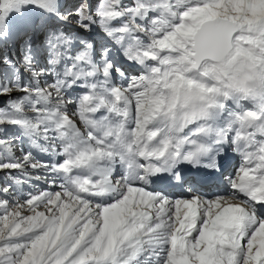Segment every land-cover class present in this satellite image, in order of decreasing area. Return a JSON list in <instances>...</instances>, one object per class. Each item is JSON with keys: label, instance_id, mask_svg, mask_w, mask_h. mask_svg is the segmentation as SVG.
Here are the masks:
<instances>
[{"label": "bare ground", "instance_id": "6f19581e", "mask_svg": "<svg viewBox=\"0 0 264 264\" xmlns=\"http://www.w3.org/2000/svg\"><path fill=\"white\" fill-rule=\"evenodd\" d=\"M7 1L8 9L0 14V44L4 37L18 30L14 21H23L33 14L32 5L24 0ZM46 1L50 6L49 0ZM262 6L264 8V0ZM67 11L73 13L71 9ZM68 17L71 18L70 15ZM91 19L90 22L98 24L96 19ZM247 24L248 30L234 37L236 49L247 56V61L226 79L210 62H204L198 71L189 70L175 48L166 49L157 57L142 52L138 41L132 37L133 32L115 39L119 57L137 62L133 70L126 64H121L118 70L132 71V75L137 72L145 74L148 87L152 90L151 101L144 105L139 119L134 95L130 92L133 88L123 87L119 80L112 85L107 75L112 69L108 56L102 60L104 74L99 81L95 82L98 74V58L95 55L92 59L87 58V62L92 63L89 76L69 72L72 86L68 91L77 96L87 91L88 95L84 97L81 115L77 109L80 103L74 98L72 103H67L76 108L73 117L54 110L47 111L42 117L44 124L54 126V139L56 144H60L52 150L54 157L49 160H52L51 163L44 160L43 165L52 168V180L57 181L53 187L72 195L78 207L87 213L86 218L98 214L104 225L100 232L120 237L124 247L123 253L114 250L105 260L87 264H264V214L242 239L235 232V223L240 217L245 229L251 221L249 211L240 213L242 206L249 205L247 196L238 188L239 182L246 172H256L259 176L264 173V127L248 120L258 108L264 107V99H260L253 109H246L245 103L248 97L256 98L264 93V18L255 24ZM243 35H246L244 44L247 49L239 48L236 42ZM154 76L163 81L165 87L162 90L154 86ZM170 100L175 101L172 108L177 110L175 119L168 126L167 119L174 114V110L167 106ZM220 106L225 109L219 121L220 127L226 132L235 128L245 131L247 140L243 142L242 149L246 156H252V163L239 164L235 174H228L227 184H220L217 189L208 188L204 201L194 202L187 198L188 195L179 198L170 193L166 194V200L160 199L149 191L147 182L140 185L123 182L122 191L101 196L91 194L97 178L107 185L104 188H113L112 184H107L110 179L105 177L103 170L106 168L102 165L105 158L125 157L128 143L130 154L142 158L140 154H148L154 134L159 136L163 130L165 137L171 141L180 130L177 124L180 115H189L196 110L211 112ZM160 109L164 111L161 115L158 114ZM36 157L40 159L38 155ZM62 159L66 161L60 164ZM114 161V164L120 162ZM115 175H118L115 178L119 177L117 183H120L121 174ZM157 207L164 212L158 214V218L152 214L154 222L141 224L135 220L138 210L152 211ZM190 207L197 208L199 214L198 219L191 223L181 216V211ZM82 223L85 227L86 223ZM142 237H146L147 248L141 245ZM135 250H138L137 253ZM198 253L200 259L196 258Z\"/></svg>", "mask_w": 264, "mask_h": 264}, {"label": "rangeland", "instance_id": "374dc122", "mask_svg": "<svg viewBox=\"0 0 264 264\" xmlns=\"http://www.w3.org/2000/svg\"><path fill=\"white\" fill-rule=\"evenodd\" d=\"M24 1L32 5L33 15L23 21H14L18 30L6 36L10 42L0 44V97H3L0 100V264H87L102 261L114 250L123 253L122 240L116 235L101 233L104 225L98 214L86 218L87 213L78 207L72 195L53 187L57 181L52 180V168L43 165L44 160L48 162L54 157L47 154H53L52 150L60 144H56L54 139V126L44 124L42 117L50 110L73 117L76 108L67 102L72 100V103L74 98L80 103L77 109L81 115L84 97L88 95L82 91L77 96L64 89L71 82L69 72L89 76L92 63L87 62V58L92 59L95 55L99 63L106 56L115 57L118 48L114 40L122 36L126 22L123 12L132 18L129 10L134 8L142 13L155 5L154 13L160 6L174 12L176 7L186 6L188 10L179 17L181 23L164 37L158 34V38H162L156 41V48L167 49L171 48L170 41L181 44L182 36L203 17L219 15L250 24L260 22L264 18L263 0H212L209 5L198 0H128L124 7L118 6L116 0H88V8L87 4L85 6L87 0H49L58 13H66L69 9L74 12L69 20L60 19L64 22L59 23V31L55 34L49 32L45 24L44 12L40 9L44 6L43 0ZM8 6L7 0H0V14ZM135 14L138 13L134 12L133 16ZM90 17L97 20L103 35L89 29ZM163 18L170 22L167 16ZM75 23H78V28H75ZM33 28L34 31L29 30ZM125 33L127 30L123 35ZM244 36H239L236 41L242 49L246 48ZM137 39L142 52L159 54L154 42L149 43L146 38ZM35 52L38 59H35ZM140 74L135 79L124 80L128 86L120 83L125 88H133L130 92L137 106V118L144 105L151 101L152 92ZM100 79L97 75L95 82ZM71 95L75 97H69ZM15 139L19 141L17 149L24 151L21 155L15 154L16 142L10 144ZM7 192L13 199L5 196ZM82 221L86 223L85 227ZM200 257L196 256L197 259Z\"/></svg>", "mask_w": 264, "mask_h": 264}, {"label": "water", "instance_id": "95a60500", "mask_svg": "<svg viewBox=\"0 0 264 264\" xmlns=\"http://www.w3.org/2000/svg\"><path fill=\"white\" fill-rule=\"evenodd\" d=\"M248 28L246 23L225 16L204 17L182 37L184 46L174 41L170 45L181 53L191 70L197 71L204 61H210L223 78H228L247 61V56L235 48L234 37Z\"/></svg>", "mask_w": 264, "mask_h": 264}]
</instances>
